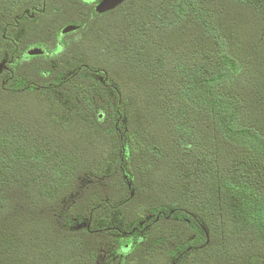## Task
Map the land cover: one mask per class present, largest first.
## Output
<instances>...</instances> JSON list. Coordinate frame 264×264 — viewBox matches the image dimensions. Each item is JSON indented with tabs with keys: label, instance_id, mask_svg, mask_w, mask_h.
Returning <instances> with one entry per match:
<instances>
[{
	"label": "trees",
	"instance_id": "16d2710c",
	"mask_svg": "<svg viewBox=\"0 0 264 264\" xmlns=\"http://www.w3.org/2000/svg\"><path fill=\"white\" fill-rule=\"evenodd\" d=\"M14 63L0 264H264V0L86 9L60 54Z\"/></svg>",
	"mask_w": 264,
	"mask_h": 264
},
{
	"label": "flooded vegetation",
	"instance_id": "af4514ba",
	"mask_svg": "<svg viewBox=\"0 0 264 264\" xmlns=\"http://www.w3.org/2000/svg\"><path fill=\"white\" fill-rule=\"evenodd\" d=\"M2 1L13 2L16 9L11 18L5 11L0 13V36L6 44L0 59V63H5L1 74L12 65V60L23 69L35 59L60 54L70 35L80 29L86 9L95 11L101 0ZM71 18L75 21H70ZM69 25L78 29L63 34V29ZM35 51L40 53L31 54Z\"/></svg>",
	"mask_w": 264,
	"mask_h": 264
},
{
	"label": "water",
	"instance_id": "95a60500",
	"mask_svg": "<svg viewBox=\"0 0 264 264\" xmlns=\"http://www.w3.org/2000/svg\"><path fill=\"white\" fill-rule=\"evenodd\" d=\"M129 1V0H101L100 3L96 6L95 12L99 15L104 14L106 12L112 11L115 8H117L122 3ZM78 27L76 26H67L63 29L62 33H69L77 30ZM39 51L32 52L31 54H39ZM4 62L0 63V74L2 70L4 69Z\"/></svg>",
	"mask_w": 264,
	"mask_h": 264
},
{
	"label": "rangeland",
	"instance_id": "374dc122",
	"mask_svg": "<svg viewBox=\"0 0 264 264\" xmlns=\"http://www.w3.org/2000/svg\"><path fill=\"white\" fill-rule=\"evenodd\" d=\"M70 21H75V19H74V18H71ZM69 26H70V25H69ZM97 79H99V78H97ZM99 80L101 81V78H100ZM99 118L102 119L103 116L100 115ZM103 258H104L103 256H101V257L99 258V264H102V263H103V260H104Z\"/></svg>",
	"mask_w": 264,
	"mask_h": 264
}]
</instances>
